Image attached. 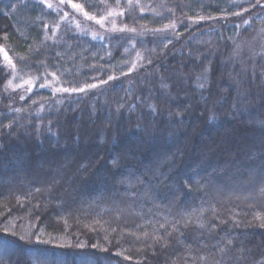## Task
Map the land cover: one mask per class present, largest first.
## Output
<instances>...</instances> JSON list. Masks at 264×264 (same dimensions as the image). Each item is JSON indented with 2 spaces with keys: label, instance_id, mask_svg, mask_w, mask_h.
I'll return each instance as SVG.
<instances>
[{
  "label": "trees",
  "instance_id": "16d2710c",
  "mask_svg": "<svg viewBox=\"0 0 264 264\" xmlns=\"http://www.w3.org/2000/svg\"><path fill=\"white\" fill-rule=\"evenodd\" d=\"M72 2L0 0V264H264V0Z\"/></svg>",
  "mask_w": 264,
  "mask_h": 264
},
{
  "label": "snow or ice",
  "instance_id": "6c2138e0",
  "mask_svg": "<svg viewBox=\"0 0 264 264\" xmlns=\"http://www.w3.org/2000/svg\"><path fill=\"white\" fill-rule=\"evenodd\" d=\"M41 2L44 3V4H46L48 8H52L53 7V5L51 3H48V0H41ZM257 2H259V0H257ZM60 3L61 4H64L65 3V0H60ZM67 3L70 4V6H71L72 9H75V10H77L79 12H82L83 15L85 17H87L88 19L96 20V17L95 16H89V14L86 11L83 10V7H82L81 4L73 3L72 0H67ZM237 15H239V13H237ZM67 16H68V13L65 12L64 13V16L62 17V19H66ZM96 22L102 24V20H97ZM173 27H175V25H173ZM132 31H134V29H132ZM93 38H95V34H93ZM0 52H3L4 59L8 61V63L12 66L13 69H15V64L12 63L11 59L8 57V53L6 51H4L3 48H0ZM205 71H207V69H205ZM52 75L55 76V73H52ZM109 79H113V77H109ZM40 86L41 87H44L45 85L41 84ZM200 86L202 87L203 85H200ZM87 87L88 88H93V87H96V85H87ZM69 90L70 89H67V88L57 89V91H65V92H67ZM84 90H85L84 88H73V89H71V91H81V92H83ZM257 194L260 197L264 198V181H262L261 184L258 186V188H257ZM204 211H205L204 209H200L199 210V214L200 215H203V212ZM214 214H215V210H214ZM187 215L189 217L188 219H183L182 218L183 219V223L186 226L189 223H191V217L193 215H195V213H189ZM254 219L259 220L260 221L259 227L264 228V214L255 213L254 214ZM197 222L199 223V221H197ZM226 222L227 221L221 220V223H226ZM199 226L201 228H203L204 227V224L203 223H199ZM161 227H164V226L161 225ZM172 227H173L174 230L179 231V229H176L175 224H173ZM212 227L214 228V227H216V225H212ZM3 231L7 233L8 229L5 228V229H3ZM166 234L169 235V236L171 235L170 232H168ZM13 235H15V233H13ZM19 239L20 240H24L25 237L24 236H20ZM157 239L163 240L164 238L163 237H158ZM13 243H14V241H11V240L7 239V237H4L3 239H0V247H3L5 250H7V248L9 246H11ZM232 243H233V241L231 239H228L227 240V244L228 245H231ZM164 246H167V245L165 244ZM81 247H82V245H81ZM93 247H97V245H93ZM220 251L223 252L224 249L222 248V249H220ZM201 259L205 260L206 261V264H207V260H208L207 257H201ZM212 264H222V261L216 260L215 257H213L212 258ZM254 264H260V262L259 261H254Z\"/></svg>",
  "mask_w": 264,
  "mask_h": 264
},
{
  "label": "rangeland",
  "instance_id": "374dc122",
  "mask_svg": "<svg viewBox=\"0 0 264 264\" xmlns=\"http://www.w3.org/2000/svg\"><path fill=\"white\" fill-rule=\"evenodd\" d=\"M259 36L260 41H258V43L264 45V28L260 32ZM254 43H256V40L254 41ZM28 81L30 82L29 84L33 86L34 80H32L31 78L27 79L25 77H19V75L17 76L15 75V73H13L11 79L9 80L6 86V93H8L9 95L15 94L18 90L22 88L25 83H28Z\"/></svg>",
  "mask_w": 264,
  "mask_h": 264
}]
</instances>
